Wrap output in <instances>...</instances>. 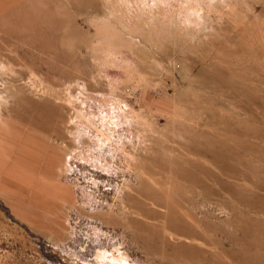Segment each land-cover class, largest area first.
I'll use <instances>...</instances> for the list:
<instances>
[{"label": "rangeland", "instance_id": "rangeland-1", "mask_svg": "<svg viewBox=\"0 0 264 264\" xmlns=\"http://www.w3.org/2000/svg\"><path fill=\"white\" fill-rule=\"evenodd\" d=\"M37 1L0 0V264H264V0Z\"/></svg>", "mask_w": 264, "mask_h": 264}, {"label": "bare ground", "instance_id": "bare-ground-1", "mask_svg": "<svg viewBox=\"0 0 264 264\" xmlns=\"http://www.w3.org/2000/svg\"><path fill=\"white\" fill-rule=\"evenodd\" d=\"M16 1V0H15ZM60 1V0H59ZM62 1V0H61ZM71 1V0H70ZM27 2V1H26ZM36 2L37 3H39L37 0H36ZM48 2V1H47ZM9 3V2H8ZM15 3V2H14ZM32 3V2H31ZM63 3V2H62ZM10 4V3H9ZM12 4V3H11ZM22 4V3H21ZM29 4V3H28ZM35 4V3H34ZM70 4V3H69ZM17 5V4H16ZM19 6H20V3L18 4ZM17 5V6H18ZM25 5H26V3H25ZM31 5H33V4H31ZM37 5V4H36ZM42 5H44L43 3H42ZM74 5V4H73ZM13 6V5H12ZM40 5L38 4V7H39ZM75 6V5H74ZM14 7V6H13ZM25 7V6H24ZM24 7H22V8H24ZM42 7V6H41ZM71 7V6H70ZM15 8V7H14ZM17 8V7H16ZM19 8H21V6L19 7ZM18 8V9H19ZM22 8H21V10H22ZM29 8V7H28ZM31 8V7H30ZM43 8V7H42ZM72 8V7H71ZM12 9V8H11ZM49 9V8H48ZM36 11H37V9H35ZM76 10V9H75ZM24 11H26V14H28L29 12H27V10H25V8H24ZM32 11H34V10H32ZM44 11H45V9H44ZM77 11V10H76ZM11 13V12H10ZM19 14H20V12H18ZM22 14H25V13H22ZM5 15V14H4ZM3 15V16H4ZM11 15H14V14H12L11 13ZM10 15V16H11ZM16 15V14H15ZM3 16H1V17H3ZM6 16V15H5ZM7 16H8V12H7ZM9 16V17H10ZM19 16V15H18ZM17 16V17H18ZM23 16V15H22ZM39 16V15H38ZM8 17V18H9ZM20 17V16H19ZM24 17H27V15L26 16H24ZM28 17H29V15H28ZM42 17V16H41ZM15 18V17H14ZM21 18V17H20ZM0 19H2V18H0ZM10 19V18H9ZM9 19H8V21L7 22H9ZM13 18H11V21L12 22H10L9 23V25H8V27H5V29L8 31V33H10L11 35H12V33H15V32H17V31H19V30H21L24 26H26L25 27V29L26 30H30V32H32L34 35H36L39 39H41V40H46V39H50L51 40V42L53 43L52 45L55 47V49L56 48H60V46H62L63 44H64V40L63 39H61V38H59L58 36H57V33H58V31H60V30H66V29H68L69 27H70V25H69V23H68V21L67 20H65V19H62V18H60V17H50V18H47V16L45 17V18H36V19H29V18H25V19H22L21 20V27L20 26H18V25H16V23H14L13 22V20H12ZM19 19V18H18ZM3 20V19H2ZM20 20V19H19ZM17 21V20H16ZM3 23H4V20L2 21ZM1 22V23H2ZM6 22V23H7ZM19 24V25H20ZM3 25V24H2ZM7 24H5V26H6ZM24 25V26H23ZM23 26V27H22ZM22 30H24V28L22 29ZM2 31V30H1ZM14 35V34H13ZM12 35V36H13ZM9 36V35H8ZM7 36V37H8ZM18 36V35H17ZM1 37H2V35H1ZM5 38H7L6 36H4ZM5 38H4V40H5ZM9 38V37H8ZM14 38L15 37H13V40H14ZM16 39H18V38H16ZM1 41L3 40V39H0ZM12 41V40H11ZM18 41V40H17ZM20 41V40H19ZM19 41H18V44H19ZM24 41V40H23ZM28 41H30L29 39H28ZM7 42V41H6ZM9 42V41H8ZM14 42V41H13ZM12 42V43H13ZM3 43V42H2ZM11 43V42H10ZM23 43V42H22ZM26 43V42H25ZM34 43V42H33ZM3 44H5V43H3ZM6 44H8V43H6ZM14 44H15V42H14ZM10 45V44H9ZM12 45V44H11ZM17 45V44H16ZM29 45V44H28ZM43 45V44H42ZM18 46H20V45H18ZM17 46V47H18ZM12 47V46H11ZM23 47V46H22ZM21 47V48H22ZM26 47V46H25ZM34 47V46H33ZM41 48L43 47V46H40ZM40 47H39V49H40ZM1 48H2V46H1ZM35 48V47H34ZM47 48V47H46ZM3 49H5V48H3ZM7 49V48H6ZM10 49V48H9ZM25 48H23V50H24ZM29 49V48H28ZM37 49V48H36ZM49 49V48H48ZM47 49V50H48ZM2 50V49H1ZM11 50V49H10ZM16 50V49H15ZM22 50V49H21ZM20 49H19V51H21ZM42 50V49H41ZM41 50H40V52H41ZM31 51H33L32 49H31ZM36 51V50H35ZM53 51V50H52ZM10 52V51H9ZM18 52V51H17ZM47 52H49V51H47ZM16 53V51L14 52V54ZM20 53V52H19ZM22 53V52H21ZM32 53V52H31ZM45 53V52H44ZM56 53V56L57 57H61L62 56V53H58V50L55 52ZM9 54V53H8ZM41 54V53H40ZM48 54V53H47ZM1 56H2V54H0ZM5 55V54H4ZM24 55V54H23ZM33 55V54H32ZM26 56V55H25ZM34 56V55H33ZM43 56V55H42ZM52 56H54V55H52ZM55 57V56H54ZM37 58V57H36ZM42 58V57H41ZM58 58V59H59ZM21 59V58H20ZM40 60H42V59H40ZM57 60V59H56ZM33 61V60H32ZM37 62V61H36ZM44 62V61H43ZM61 62V61H60ZM64 62V61H63ZM34 63V62H33ZM29 64V63H28ZM42 64H44V63H42ZM58 65V64H57ZM57 69H58V67H56ZM58 71V70H57ZM0 72H1V70H0ZM65 74V73H64ZM68 75V74H67ZM65 76H66V74H65ZM64 76V77H65ZM68 77V76H67ZM7 91V90H6ZM4 99V98H3ZM21 101V100H20ZM8 110V109H7ZM9 112V111H8ZM34 115H35V113H34ZM15 116H16V114H15ZM23 115L21 114V117H22ZM17 117H18V115H17ZM18 119V118H17ZM23 121L24 122H27V123H29V124H32V125H34V126H36V128L37 129H40L41 131H46V129H47V126H49V123H50V121H52V118H50L48 115H40L39 114V116H37V118H31V117H26V118H24L23 119ZM29 126V125H28ZM50 130V129H49ZM34 131H35V129H34ZM159 161V160H158ZM143 192V191H142ZM162 203V202H161ZM154 212V211H153ZM154 214L155 215H153V216H148L150 219H157L158 217H160V214L159 213H157V212H154ZM152 215V214H151ZM166 218H168V216L166 215L165 216ZM163 218V217H162ZM151 225H153L152 223H150ZM150 224L149 223H143L142 225H140V226H142L143 227V229H145V228H147V227H151L152 228V226H150ZM171 224V223H170ZM168 225V224H167ZM173 226V225H172ZM157 229V228H156ZM173 229V228H172ZM160 231V230H159ZM145 233V232H144ZM141 234V233H140ZM146 234V233H145ZM181 235V234H180ZM155 253V252H154ZM153 253V254H154Z\"/></svg>", "mask_w": 264, "mask_h": 264}]
</instances>
